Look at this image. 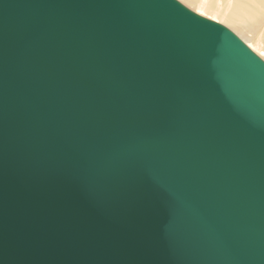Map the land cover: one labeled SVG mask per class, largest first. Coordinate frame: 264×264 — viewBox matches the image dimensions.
I'll return each instance as SVG.
<instances>
[{
    "label": "water",
    "instance_id": "obj_1",
    "mask_svg": "<svg viewBox=\"0 0 264 264\" xmlns=\"http://www.w3.org/2000/svg\"><path fill=\"white\" fill-rule=\"evenodd\" d=\"M0 264H264V60L179 0H0Z\"/></svg>",
    "mask_w": 264,
    "mask_h": 264
},
{
    "label": "bare ground",
    "instance_id": "obj_2",
    "mask_svg": "<svg viewBox=\"0 0 264 264\" xmlns=\"http://www.w3.org/2000/svg\"><path fill=\"white\" fill-rule=\"evenodd\" d=\"M196 13L227 25L264 60L262 0H179Z\"/></svg>",
    "mask_w": 264,
    "mask_h": 264
},
{
    "label": "rangeland",
    "instance_id": "obj_3",
    "mask_svg": "<svg viewBox=\"0 0 264 264\" xmlns=\"http://www.w3.org/2000/svg\"><path fill=\"white\" fill-rule=\"evenodd\" d=\"M185 5V4H184ZM188 7V6H187ZM191 9V8H190ZM224 25V24H223ZM226 27H228L227 25H225ZM229 28V27H228ZM229 29H231V28H229ZM233 31V30H232ZM234 32V31H233ZM235 33V32H234ZM236 34V33H235ZM237 35V34H236ZM256 53V52H255Z\"/></svg>",
    "mask_w": 264,
    "mask_h": 264
},
{
    "label": "snow or ice",
    "instance_id": "obj_4",
    "mask_svg": "<svg viewBox=\"0 0 264 264\" xmlns=\"http://www.w3.org/2000/svg\"><path fill=\"white\" fill-rule=\"evenodd\" d=\"M262 2H264V0H262Z\"/></svg>",
    "mask_w": 264,
    "mask_h": 264
}]
</instances>
